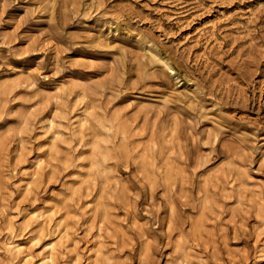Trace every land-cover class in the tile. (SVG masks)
<instances>
[{
	"label": "rangeland",
	"instance_id": "obj_1",
	"mask_svg": "<svg viewBox=\"0 0 264 264\" xmlns=\"http://www.w3.org/2000/svg\"><path fill=\"white\" fill-rule=\"evenodd\" d=\"M9 241L261 263L264 0H0V264Z\"/></svg>",
	"mask_w": 264,
	"mask_h": 264
},
{
	"label": "bare ground",
	"instance_id": "obj_2",
	"mask_svg": "<svg viewBox=\"0 0 264 264\" xmlns=\"http://www.w3.org/2000/svg\"><path fill=\"white\" fill-rule=\"evenodd\" d=\"M36 173L34 175H36ZM29 186H30V183H28V187ZM46 248H47L46 255L44 256L43 259L45 261L48 260L50 264H55V261H54L55 258H53L54 253L56 252L55 246L50 243L46 245ZM5 249L11 255L12 261L16 260V263L18 264H28L30 262L29 253L26 252L25 248H23L18 243L12 242V241L5 242ZM262 258L263 260L261 261V263H258V264H264V255L262 256Z\"/></svg>",
	"mask_w": 264,
	"mask_h": 264
}]
</instances>
